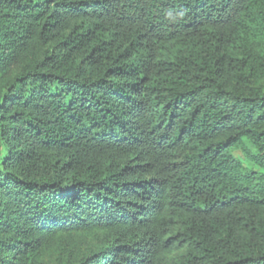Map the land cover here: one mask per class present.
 <instances>
[{"label": "trees", "instance_id": "16d2710c", "mask_svg": "<svg viewBox=\"0 0 264 264\" xmlns=\"http://www.w3.org/2000/svg\"><path fill=\"white\" fill-rule=\"evenodd\" d=\"M0 264H264V0H0Z\"/></svg>", "mask_w": 264, "mask_h": 264}]
</instances>
